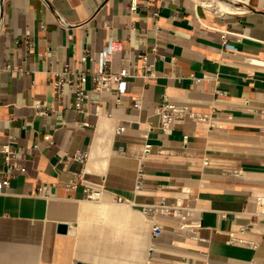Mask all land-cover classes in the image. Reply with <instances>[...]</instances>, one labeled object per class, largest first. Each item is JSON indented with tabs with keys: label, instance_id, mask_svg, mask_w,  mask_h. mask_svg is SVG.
<instances>
[{
	"label": "crops",
	"instance_id": "0c3cea01",
	"mask_svg": "<svg viewBox=\"0 0 264 264\" xmlns=\"http://www.w3.org/2000/svg\"><path fill=\"white\" fill-rule=\"evenodd\" d=\"M241 7L0 0V145L14 174L0 188V264H264V0ZM111 40V70L130 69L123 93L91 77L86 97L55 92L66 63L96 71ZM164 96L192 109L170 134ZM6 169L0 152V181ZM162 199L176 211L156 213L155 237L142 208Z\"/></svg>",
	"mask_w": 264,
	"mask_h": 264
},
{
	"label": "built area",
	"instance_id": "2783aa9c",
	"mask_svg": "<svg viewBox=\"0 0 264 264\" xmlns=\"http://www.w3.org/2000/svg\"><path fill=\"white\" fill-rule=\"evenodd\" d=\"M238 6H243L248 4L250 0H230ZM135 5H131V10L135 9ZM27 42V41H26ZM28 47L32 48L33 43L29 42ZM120 46L117 42L111 40L106 46L98 53V69L92 71L90 69L77 70L73 69L69 63H66L63 70L58 73V78L54 82V89L56 93H62L65 85H71L74 89L77 97H86L88 94L85 90V83L88 77H91L94 88L96 90H110L113 84H117L119 93H123L126 89L125 78L130 75V69L128 66H124L120 71L114 72L110 68V64L113 59V53ZM89 50H85L79 57V60L84 63L89 58ZM91 58V57H90ZM92 59V58H91ZM133 106L136 108L141 107V100L139 98L134 99ZM192 111L191 107L188 105L175 104L168 100L167 96H164L163 101L157 106L156 112L159 118V125L165 133H172L174 130L173 125L178 121H181L187 113ZM44 112V111H41ZM197 117L200 121L205 119L203 113H197ZM124 130L123 126H118L116 132L121 133ZM0 152L4 154L5 163L7 169L1 171L3 178L0 181V188L2 186L8 185L10 178L14 175L12 172V164L10 162V155L13 153L7 145H0ZM76 159L80 161H86L88 155L87 153H78L75 155ZM71 187H75V183H71ZM47 187H40L38 190L39 194H45ZM86 197L89 200L97 201L101 198L100 188H87L85 190ZM159 211L168 212L176 211L175 207H169L164 205L163 199L158 204L145 205L142 208V213L149 217L152 222V232L153 236L157 237L161 235L163 227L161 223L156 219V213Z\"/></svg>",
	"mask_w": 264,
	"mask_h": 264
},
{
	"label": "bare ground",
	"instance_id": "6f19581e",
	"mask_svg": "<svg viewBox=\"0 0 264 264\" xmlns=\"http://www.w3.org/2000/svg\"><path fill=\"white\" fill-rule=\"evenodd\" d=\"M202 5L204 4L205 6L209 8H215L217 7L220 10H242L244 9L243 7L240 6H235L233 3H231L228 0H199ZM179 200V199H178Z\"/></svg>",
	"mask_w": 264,
	"mask_h": 264
},
{
	"label": "water",
	"instance_id": "95a60500",
	"mask_svg": "<svg viewBox=\"0 0 264 264\" xmlns=\"http://www.w3.org/2000/svg\"><path fill=\"white\" fill-rule=\"evenodd\" d=\"M59 230L62 231V232H66L67 231V225L64 224V223H61L59 225Z\"/></svg>",
	"mask_w": 264,
	"mask_h": 264
},
{
	"label": "rangeland",
	"instance_id": "374dc122",
	"mask_svg": "<svg viewBox=\"0 0 264 264\" xmlns=\"http://www.w3.org/2000/svg\"><path fill=\"white\" fill-rule=\"evenodd\" d=\"M234 4V3H233ZM237 5V4H236Z\"/></svg>",
	"mask_w": 264,
	"mask_h": 264
}]
</instances>
